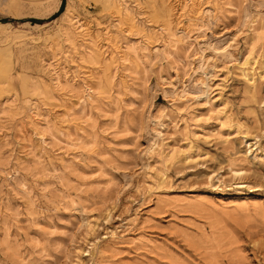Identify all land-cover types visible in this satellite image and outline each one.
<instances>
[{
    "label": "rangeland",
    "instance_id": "374dc122",
    "mask_svg": "<svg viewBox=\"0 0 264 264\" xmlns=\"http://www.w3.org/2000/svg\"><path fill=\"white\" fill-rule=\"evenodd\" d=\"M62 4L0 0V264H264V0Z\"/></svg>",
    "mask_w": 264,
    "mask_h": 264
},
{
    "label": "trees",
    "instance_id": "16d2710c",
    "mask_svg": "<svg viewBox=\"0 0 264 264\" xmlns=\"http://www.w3.org/2000/svg\"><path fill=\"white\" fill-rule=\"evenodd\" d=\"M65 1H66V0H63V4H62V7H61L60 11H62V10H63V8H64V5H65ZM57 15H58V14H55L53 17H55V16H57ZM34 21H36V22H37L38 20H34Z\"/></svg>",
    "mask_w": 264,
    "mask_h": 264
},
{
    "label": "bare ground",
    "instance_id": "6f19581e",
    "mask_svg": "<svg viewBox=\"0 0 264 264\" xmlns=\"http://www.w3.org/2000/svg\"><path fill=\"white\" fill-rule=\"evenodd\" d=\"M250 202V201H249ZM253 202V201H252ZM251 203V202H250Z\"/></svg>",
    "mask_w": 264,
    "mask_h": 264
}]
</instances>
